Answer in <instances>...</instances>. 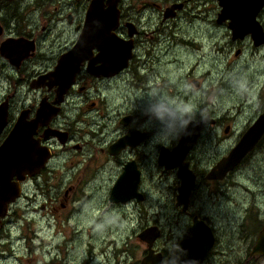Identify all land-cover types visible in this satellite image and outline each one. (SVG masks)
<instances>
[{
    "label": "flooded vegetation",
    "instance_id": "flooded-vegetation-1",
    "mask_svg": "<svg viewBox=\"0 0 264 264\" xmlns=\"http://www.w3.org/2000/svg\"><path fill=\"white\" fill-rule=\"evenodd\" d=\"M20 1L0 0V148L12 138L17 126L29 124L39 118V110L42 105L46 111L57 108L59 112L56 116H51L50 119L39 121L36 132L33 134L34 143L38 144V147L48 148L51 152L52 159H50L47 167L35 174L12 173L11 179V174L1 175V179H10L9 185L13 194L5 207V216H0V263L6 260L9 243H13L10 240L12 224H16L13 220L18 222L20 211L24 207L26 208L27 203H32L36 197H39V175H42L56 159L59 147L65 150L70 147L72 138L77 133L73 128L71 118L66 114L68 108L76 115L82 116L85 107L89 109L96 107V102L87 106L89 88L95 86L105 105L103 116L108 119L102 128L112 129L107 123L113 115L119 124L115 127V131L112 129V133L108 130L105 131V137L100 140L102 144H105L102 154L105 155L106 165L116 163L119 167L120 173L114 178V181H118L125 166L131 162L135 163L140 172L137 192L142 198H135L127 203H111L112 189L108 199L110 204L120 209H128V207L138 209L145 205L150 196V181L146 180V173H148L151 165L157 164V167L162 171L161 182L171 181L172 183L169 189L174 191L175 208L182 211V215L187 219L182 223L181 237L174 239L173 242H162V229V234L153 242L143 241L140 235L156 227V224L147 223L146 228H142L138 235L142 244V251L132 254L134 259L119 261L116 264H142L150 254L155 257L157 262L160 259L161 264H166L177 252L181 243H184L188 256L192 257L199 253L203 255V259L198 264H204L213 256H231L234 260L232 264H264V179L256 182L249 177L247 181L255 188L247 186L246 190H244L242 182L244 172L251 164H264V132L259 137L256 136L258 139L253 149L233 170L226 173L223 178L219 174L216 177H211L213 170L230 155L249 129L264 115V7L257 16L258 24L253 25L260 31V36H255L251 30H247L243 38H234L233 30L229 27V21L222 23L228 28L229 43L238 45L236 60L242 57V47L251 48L253 58L255 61H259L260 65L250 75L246 74L244 92L242 93L243 97L246 96V98L242 104L239 103L237 108L236 106L231 108L232 113H226L220 117L217 114L218 109L208 104L204 108L201 105V111L196 112L190 119V121L208 119V123L203 127L193 148L186 155L185 163L188 164L189 171L194 175L195 182L189 196L180 202L178 198L181 180L178 177V169H167L166 166L160 164L162 149L171 150L179 141L178 139L176 144L164 142V138H169V121H167L161 137L157 130L151 131L144 122L136 120L131 112L122 113L120 106H117V101L124 100L119 98V95L132 96L133 99H137L136 96H141L144 99L151 98L166 104L165 101L168 99L163 96L170 98V100L177 99V94L188 92L187 87L193 88L196 92H201L202 95L209 96L211 94L203 92V81L196 75L200 68L209 69L207 73L210 74L219 63L204 60L205 39L202 33L203 29L200 27L201 31L194 28L197 16L185 17L182 15V12L186 11V3L189 0L171 2L160 0L161 5L153 3L152 6L160 9V13L148 11L142 18L146 20L143 24L139 22L141 19L139 17L144 9V4L142 2L138 4L139 0H131L130 2L119 0L117 6L120 13L119 21L113 34L117 39L123 41L124 46L116 47L115 68L110 70L106 68L104 62L98 59L100 51L97 45L93 49L79 45L80 36L86 24L87 13L93 0L74 2L72 11L67 14L55 15L43 12L41 30L44 32L48 27L50 29L45 35L41 34L40 37L39 26L36 36L33 35L35 29L28 32V26L24 23L21 12L17 8ZM211 3H214L219 9L220 0H211ZM101 6L107 10L108 1L103 0ZM220 12L217 13L216 19L219 25H221L218 22ZM156 15L159 16V20H157ZM204 16L205 14H200L199 20L204 19ZM181 18H184L186 23L192 26L191 29L195 30L186 35V39L182 38L180 40L182 45H179L176 38L178 35H172L170 30L171 22H176ZM152 20L155 21V27L148 29L153 26L148 23ZM75 24L78 25L72 31L74 37L71 32L67 38L47 39L60 31L69 33V27ZM167 42L171 43L168 56L164 52L167 48L165 46ZM173 47L179 49L174 55V61L171 59ZM72 51L73 54L70 56ZM143 52H148V54L145 55ZM195 53L201 54L202 57H198V60L194 62ZM255 55H259V60L256 59ZM73 57H77L80 66L72 75L73 81L61 103H58L60 87L53 83L52 78L55 77L53 73L59 64H64L66 59L73 60ZM91 60H94V64L91 63ZM173 64H175L174 73L172 72ZM187 72L189 75L186 80H183L182 78ZM172 74L179 78L178 83L175 81V77H171ZM233 80H236V76ZM185 83L186 86L182 88ZM209 85H212V81ZM29 91L38 95L31 105H28ZM40 91H44V94L39 99ZM222 92L223 90L214 92L216 98L224 95ZM227 95L233 98L232 91ZM185 99L188 102L196 101L199 96L191 93ZM180 100H184V98ZM234 109H237L236 114L233 112ZM111 111L115 113L111 114ZM248 112L253 113V115L256 113L250 122L249 120L253 115L250 116ZM154 117L152 116V118ZM148 120L149 117L146 121ZM190 121L180 136L184 134ZM157 136L158 142L155 141ZM23 138L26 136L22 135L20 139ZM124 138H131L136 146L127 145L117 151L112 149L115 143ZM61 139L66 140L65 143ZM20 142L22 143V141ZM73 148L81 149V146L75 144ZM11 169L16 171L17 167ZM96 175L98 176V174ZM237 188L239 189L236 190ZM233 191L234 195L239 197L236 199L238 204L235 207L240 209L237 215L229 212L234 220L219 227L208 215L203 213L205 207L198 204L203 202V196L206 194L219 197L218 204L220 205L217 209L222 207V203L229 207L230 192ZM30 192L31 194H29ZM17 193L19 194L18 197L14 199ZM23 201H25L24 207ZM144 210L147 211L145 208ZM37 211L39 212V210ZM216 216L219 217L218 212H216ZM195 226L199 228V233L206 231L208 236L206 235V239L198 238L196 241L189 242L186 235ZM235 256L238 257L235 259Z\"/></svg>",
    "mask_w": 264,
    "mask_h": 264
},
{
    "label": "rangeland",
    "instance_id": "rangeland-1",
    "mask_svg": "<svg viewBox=\"0 0 264 264\" xmlns=\"http://www.w3.org/2000/svg\"><path fill=\"white\" fill-rule=\"evenodd\" d=\"M76 1L80 0H21L17 8L21 12L24 23L28 26V32L35 29L33 35L36 36L39 26L40 37L50 29L48 27L42 32V13L67 14L72 11ZM130 1L128 0V2ZM140 2L144 4V9L139 17L141 24L146 22L142 18L148 11L160 13V9L152 6L153 3L161 5L160 0H139L138 4ZM185 9L186 11H183L182 15L185 17L197 16L194 28L199 30L201 27L203 29V31L200 30L205 39L204 60L219 63L210 74L207 73L209 69L200 68L196 75L203 81V92L211 94L209 96L202 95L201 92L187 87L188 92L177 94V99L170 100L163 96L168 99L165 101L166 104H163V101L144 99L141 96H136L137 99H133L132 96L119 95V98L124 100L117 101V106H120L122 113L131 112L136 120L144 122L151 131L157 130L161 137L167 121H169V138H164V142L168 144L177 143L188 121L196 112L201 111V105L204 108L209 104L218 109L217 114L220 117L223 114L232 113L231 108L234 106L237 108L239 103L242 104L246 98L242 95L246 74L250 75L260 65L259 61H255L253 58L251 48L242 47V57L236 60L238 45L229 43L228 28L217 24V13L221 11V8L218 9L214 3H211V0H189ZM200 14H205L204 19L199 20ZM156 17L159 20V16L156 15ZM148 23L153 25L148 29L155 27L154 20ZM66 25L68 30V24L66 23ZM77 25L69 27V33L60 31L47 39L67 38ZM191 28L192 26L186 23L184 18H181L176 22H171L170 33L178 35L176 37L178 44L182 45L180 40L186 39L185 36L195 30ZM72 36L74 37L73 32ZM165 46L167 48L164 52L168 56L171 43L167 42ZM178 51L177 47L172 48V61ZM143 53L148 54V52ZM198 57L200 58L202 55L195 53L194 62L198 60ZM255 57L259 60V55H255ZM174 68L175 64L172 65L173 73ZM188 75L189 72L182 79L186 80ZM235 76L236 80H233ZM171 77L174 78L175 75L172 74ZM175 81L178 83L179 78L175 77ZM211 81L212 85H209ZM185 86L186 83L182 88ZM179 90H181L180 87ZM218 90H223L224 95L216 98L215 93ZM231 91L233 98L227 95ZM157 93L158 90L156 95ZM191 93L198 95L199 99L186 101L185 97H189ZM43 94L44 91L39 92V99ZM37 96L36 93L29 91L28 105L33 104ZM88 96L87 106L96 102V107L92 109L85 107L82 116L76 115L68 108L66 114L71 118L73 128L77 133L72 138L70 147L67 150L59 147L56 159L52 164L50 163L51 165L42 175H39V197H36L32 203H27L26 208L24 207L25 201H23L24 208L20 211L18 222L13 220L16 224H12L10 240L13 243H9L6 260L0 264H54L56 262L60 264H116L119 261L124 262L134 259L132 254L142 251L138 235L142 228H146L147 223L156 224L155 228L160 234H162V229V242H173L174 239L181 237V226L187 219L182 215V211L175 208L174 191L169 189L172 183L171 181L161 182L162 171L157 167V164L151 165L146 173V180L150 181V196L145 205L138 209L133 207L120 209L110 204L108 199L117 181H114V178L119 175L120 170L116 163L106 165L105 155L102 154L105 144H102L100 140L105 137V131L108 130L112 133V129L115 131V127L119 124L117 118L111 115L107 124L112 129H103V125L106 124L104 122L108 119L103 116L105 105L102 102V97L95 86L89 88ZM181 98L184 100H180ZM236 110L233 111L235 114ZM114 113L111 111V114ZM248 113L250 116L253 115L251 112ZM255 115L256 113L249 122ZM152 116L155 117L152 118ZM148 117L149 120L146 121ZM76 123L77 125H75ZM155 141H159L158 136ZM75 144H79L81 149H74ZM249 168L244 172L242 178L244 190L247 186L255 188L247 181L249 177L256 182L264 179L263 163L251 164ZM95 175L96 181L94 180ZM203 197V202L198 205L205 207L203 213L208 215L219 227L234 220L229 212L237 215L240 209L235 207L238 204L236 199L239 197L234 195V191L230 192L229 207L220 202L222 207L219 209H217L220 205L218 204L219 197L206 194ZM43 207L45 209H42ZM216 212L219 217L216 216ZM220 232L222 233V231ZM229 257L230 259H228ZM237 257L235 256V259ZM233 261L231 256H213L204 264H232Z\"/></svg>",
    "mask_w": 264,
    "mask_h": 264
},
{
    "label": "water",
    "instance_id": "water-1",
    "mask_svg": "<svg viewBox=\"0 0 264 264\" xmlns=\"http://www.w3.org/2000/svg\"><path fill=\"white\" fill-rule=\"evenodd\" d=\"M107 1V10H104L101 6L103 0L92 1L87 13L85 27L80 36L79 45L91 49L97 45L100 51L98 59L104 62L106 68L110 70L115 68L116 47L119 46L120 48L124 43L113 34L119 21L120 13L117 7L119 0ZM220 7L222 10L219 14L218 22L222 24L229 21V27L233 30L234 38H243L247 30H251L255 36H260V31L254 28L253 25L258 24L256 19L260 10L264 7V0H220ZM249 24L251 25L249 26ZM122 53L124 54L123 50ZM72 54L73 51L70 53V56ZM76 58L73 57V60L66 59L64 64H59L55 73H53L55 77L52 78V81L60 87V99L58 103H61L63 96L73 81L71 79L72 75L78 69V66H80ZM91 63L94 64V60H91ZM58 112L59 109L57 108L52 111L51 109L46 111V108L42 105L39 110V118L29 124L25 123L27 125L17 126L12 138L10 137L11 139L0 148V216H5V207L11 200L10 196L13 194V190L9 185V181L13 177L12 173L35 174L38 171L40 173L47 167L50 159H52L48 148L38 147V144L34 143L33 134L36 132L39 121L50 119L51 116H56ZM207 123L208 119L190 121L188 128L180 136L176 146L171 150L162 149L160 164L166 166L167 169H178V177L181 180L178 198L180 202H183L186 199L185 197L189 196L195 182L194 175L189 171L188 164L185 163L186 155L193 148L201 130ZM263 132L264 115L249 129L248 133L230 155L213 170L211 177H216L219 174L223 178L226 173L233 170L253 149L258 139L256 136L259 137ZM21 134L26 136V138L20 139L22 137ZM59 137L61 136L59 135ZM61 141L65 143V140L61 139ZM127 145L134 146L135 142L131 138H124L115 143L112 149L117 151ZM14 167H17L16 171L11 169ZM8 174H11L10 179H1V175ZM139 176L140 172L137 170L135 163L131 162L127 164L113 188L110 198L111 203H127L135 198L141 199V195L137 192V186L140 181ZM18 195L17 193L14 199ZM159 235L160 233L157 228H153L143 232L140 237L143 241L151 243ZM206 235V231L199 233V228L195 226L186 235V239L189 242H193L198 238L206 239L208 236ZM202 259L203 255L201 253L192 257L188 256L184 243H181L178 246L177 252L166 264H174L175 262L176 264H198ZM142 264H161V260L159 259V262H157L155 257L150 254Z\"/></svg>",
    "mask_w": 264,
    "mask_h": 264
},
{
    "label": "clouds",
    "instance_id": "clouds-1",
    "mask_svg": "<svg viewBox=\"0 0 264 264\" xmlns=\"http://www.w3.org/2000/svg\"><path fill=\"white\" fill-rule=\"evenodd\" d=\"M168 142H171L170 140H168Z\"/></svg>",
    "mask_w": 264,
    "mask_h": 264
}]
</instances>
